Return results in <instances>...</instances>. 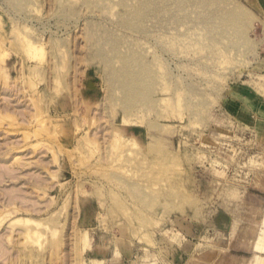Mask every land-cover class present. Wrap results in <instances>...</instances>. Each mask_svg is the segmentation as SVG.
Here are the masks:
<instances>
[{
  "label": "rangeland",
  "instance_id": "1",
  "mask_svg": "<svg viewBox=\"0 0 264 264\" xmlns=\"http://www.w3.org/2000/svg\"><path fill=\"white\" fill-rule=\"evenodd\" d=\"M90 1L0 0V264L251 263L264 227V0H232L244 34L187 48H171L175 31L116 27L122 0ZM105 33L148 60L132 102L110 99L90 57Z\"/></svg>",
  "mask_w": 264,
  "mask_h": 264
},
{
  "label": "bare ground",
  "instance_id": "2",
  "mask_svg": "<svg viewBox=\"0 0 264 264\" xmlns=\"http://www.w3.org/2000/svg\"><path fill=\"white\" fill-rule=\"evenodd\" d=\"M94 1L96 4L102 5L101 9H107L108 0ZM86 3L89 4L91 1L86 0ZM227 4H232V9L225 13L218 12L221 5ZM119 6L121 12L115 20L116 27L136 32L133 34H142L144 37L153 35L150 30L154 31L153 28L163 30L159 33L161 35L163 33L169 34L168 31H175L176 37L171 41V48L173 45H185L186 48L191 45L203 47V41L207 42L208 45L213 44L215 41L210 38L211 32L217 30L218 32L221 31L222 34L223 29H229L228 27L231 28L232 33L242 35L245 33L244 25L248 24L244 22L249 18L247 11H244L238 5L236 6L232 0H122ZM227 31H224V34H228ZM92 37L89 48L90 57L103 67L108 78L107 83L112 86L110 99H118L116 92L120 94L121 102L124 104L137 99L139 94L146 91L150 85V82L144 81L140 75L141 70H146L148 60L142 55L136 56L133 54L130 46L132 41L128 36L122 38V36L105 33L99 36L94 34ZM140 40L144 41V38L136 41ZM120 45L126 46L125 53L119 52ZM198 46L195 47L199 49ZM208 105L211 104L207 103ZM194 106L195 114L198 115ZM203 108H201V111ZM204 109H207V107ZM122 114L128 116L129 111L124 110ZM261 224L263 223L261 222ZM256 239L254 251L257 254L249 264H264V257L260 256V254L264 255V227Z\"/></svg>",
  "mask_w": 264,
  "mask_h": 264
},
{
  "label": "crops",
  "instance_id": "3",
  "mask_svg": "<svg viewBox=\"0 0 264 264\" xmlns=\"http://www.w3.org/2000/svg\"><path fill=\"white\" fill-rule=\"evenodd\" d=\"M89 261H90V264H100V262L98 261V260H96V259H89ZM91 261L93 262V263H91ZM96 262V263H95Z\"/></svg>",
  "mask_w": 264,
  "mask_h": 264
}]
</instances>
